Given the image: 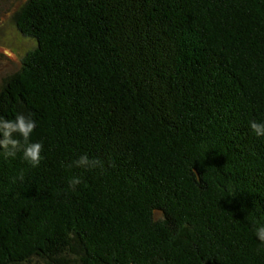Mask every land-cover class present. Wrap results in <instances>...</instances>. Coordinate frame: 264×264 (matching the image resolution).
<instances>
[{"label": "trees", "instance_id": "obj_1", "mask_svg": "<svg viewBox=\"0 0 264 264\" xmlns=\"http://www.w3.org/2000/svg\"><path fill=\"white\" fill-rule=\"evenodd\" d=\"M16 25L0 118L43 150L0 155V264H264V0H27Z\"/></svg>", "mask_w": 264, "mask_h": 264}, {"label": "clouds", "instance_id": "obj_2", "mask_svg": "<svg viewBox=\"0 0 264 264\" xmlns=\"http://www.w3.org/2000/svg\"><path fill=\"white\" fill-rule=\"evenodd\" d=\"M35 126L36 122L34 120L23 115H17L14 120L0 118V137H2L0 138V150H2L0 155L7 159L8 157H15L17 152L22 150L25 161L32 167L39 166L43 146L40 142H29ZM249 127L257 137H264V122L251 121ZM73 164L76 167L95 168L100 165V161L90 160L87 155H82ZM73 164L68 165V167H72ZM20 179H23V174H21ZM80 183L81 179L74 177L69 181V187L75 190V186ZM255 235L260 242L264 243V225L255 229Z\"/></svg>", "mask_w": 264, "mask_h": 264}, {"label": "rangeland", "instance_id": "obj_3", "mask_svg": "<svg viewBox=\"0 0 264 264\" xmlns=\"http://www.w3.org/2000/svg\"><path fill=\"white\" fill-rule=\"evenodd\" d=\"M27 0H0V90L21 67V59L36 41L17 28L16 17ZM30 264H40L32 262Z\"/></svg>", "mask_w": 264, "mask_h": 264}]
</instances>
